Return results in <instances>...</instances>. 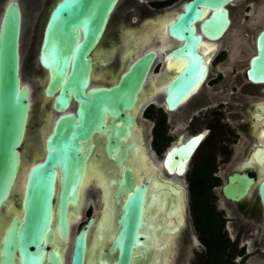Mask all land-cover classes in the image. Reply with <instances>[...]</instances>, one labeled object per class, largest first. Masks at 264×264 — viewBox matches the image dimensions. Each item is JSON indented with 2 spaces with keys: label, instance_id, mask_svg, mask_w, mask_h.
<instances>
[{
  "label": "flooded vegetation",
  "instance_id": "flooded-vegetation-1",
  "mask_svg": "<svg viewBox=\"0 0 264 264\" xmlns=\"http://www.w3.org/2000/svg\"><path fill=\"white\" fill-rule=\"evenodd\" d=\"M184 1L117 0L104 33L89 54L92 60L90 80L97 85L117 76L135 52L149 48H153L156 52L143 86L145 93L152 91L151 95L147 92L148 98L146 97L145 102L143 101L136 109V119H132V124L127 126V134L118 139L121 144H124L122 148L125 151L124 155H119L118 147H115L112 152L107 151V130L92 132L84 142L81 141L84 144L83 148L88 147L90 143L97 145L96 151L91 147L87 153L88 156L83 158L84 166L88 161L92 165L93 157H100L104 163V165L100 163L99 168L90 165V168H94L91 169L93 170L90 171L91 173L89 172L90 175L87 169H83L80 174V191L75 200L72 202L69 197L65 200V217L70 232L78 225L76 232L84 226L88 218H91L85 233L82 264H100V262L111 264L116 257V248L114 252H110L107 246L112 234L115 233L116 211L120 198H123L126 193L120 190L123 188L120 181L125 173L132 182V186L143 184L141 228L145 235L143 248L131 249L128 264H207L205 262L206 245L193 221L191 190L194 189L205 192L204 200L212 206L214 211H217V217L221 222L220 228L231 243V246L223 249V259L226 258V250L229 247L233 248L239 239L243 241L239 247L242 250L246 239L250 238L254 241L255 237L252 238L251 231L254 225L250 223L256 224L264 233L261 207L257 199L253 211L249 196L237 201L222 196L228 204L232 205L237 213L236 220L240 222L233 238L229 237L224 225V220H228L226 219L228 217L224 215V207L217 208L214 201L207 199L215 188L221 194V186L227 181L229 174L234 171H245L248 175L255 177L264 161L261 158L259 162L256 158L261 153L256 149L261 148L264 141L261 138V136L264 137V132L262 134L264 88L248 85L245 79L247 65L243 72H240L244 58L251 52L247 37L253 26L257 24L260 12L253 11L254 8H243L242 16L235 19L233 27H230L229 12L230 23L226 30L228 32L217 39L218 41L208 40L209 48H213L208 54V59L201 49V43L198 45V51L207 67L201 83L190 90L172 109H168L163 99L164 86L184 63L181 57L164 56L179 43L168 37L165 25L181 10ZM51 2L52 0L41 2L29 0L27 3L28 8L32 7L33 10L40 3V10L36 12V17L31 22L32 29L35 30L34 37L39 18ZM250 14L254 15V18L249 19ZM169 16L172 17L165 18ZM156 33L160 35L156 36ZM142 37H148L147 41L142 43ZM252 49H254L253 45ZM230 78L237 79L236 82L240 79L243 81L237 85L238 87L232 88L227 83ZM39 91L34 97L32 96L35 112L33 116L31 115L30 124L36 130L39 126L38 122L43 121L41 112L51 107V103L42 105L38 102ZM71 101L72 110L76 101L73 99ZM138 129H142L143 133ZM197 133L201 134L199 140L185 161L183 170L178 173L175 164L169 163L168 160L163 161L164 153ZM26 140L25 144L19 148L23 162L20 163V169L27 168L44 154L43 149L39 150L38 136H27ZM33 150L41 152L38 154ZM244 160H250L251 166L241 167ZM84 177H87V180H84ZM19 180L17 174L13 187V199H9L8 204H11L17 196ZM59 186L60 178L56 170L52 200V229L54 230H56L57 222L55 204L58 201ZM181 203L185 204L181 205ZM10 208L12 211L13 207L10 205H7V208L5 205L0 206V214H2L0 217L4 221L1 226L3 229L7 221L5 214L10 211ZM236 254L233 252L231 260ZM0 264H2L1 260Z\"/></svg>",
  "mask_w": 264,
  "mask_h": 264
},
{
  "label": "water",
  "instance_id": "water-1",
  "mask_svg": "<svg viewBox=\"0 0 264 264\" xmlns=\"http://www.w3.org/2000/svg\"><path fill=\"white\" fill-rule=\"evenodd\" d=\"M116 1L52 0L42 13L41 19L44 18L36 32V69L37 79L45 78L42 93L52 97L49 107L52 120L43 137V156L20 169L19 148L27 141L33 111L31 86L22 78L19 55L22 7L20 0H0V206L7 198L13 199L15 178L21 174L13 209L7 213L0 237L2 264H82L85 233L91 218L70 237L65 217V200L75 196L79 166L89 149L83 148L81 141L92 132L107 130V151L112 152L115 147L119 150L118 139L127 134V126L136 119L141 92L156 56L153 48L139 50L117 76L105 83H91L89 54L104 33ZM234 1L239 0H185L181 10L166 23L168 37L179 43L164 56L181 57L184 63L164 86L163 99L168 109L201 83L207 67L198 45L203 39L217 40L223 36L230 23L228 6ZM262 13L253 40L254 50L248 55L245 79L249 86L264 88ZM39 67L45 69L44 75ZM72 99L76 103L71 110ZM200 135H191L166 150L163 161L175 164L180 173ZM256 150L261 152L256 156L260 162L264 159V141ZM240 166H251V162L244 160ZM56 170L60 186L54 230L52 200ZM120 182L123 184L120 190L126 193L120 198L115 233L107 246L110 252L117 250L111 264H128L131 249L143 248L145 238L141 228L143 184L132 186L126 173ZM254 188L264 225V164L255 177L245 171L232 172L220 192L237 201L250 196Z\"/></svg>",
  "mask_w": 264,
  "mask_h": 264
},
{
  "label": "rangeland",
  "instance_id": "rangeland-1",
  "mask_svg": "<svg viewBox=\"0 0 264 264\" xmlns=\"http://www.w3.org/2000/svg\"><path fill=\"white\" fill-rule=\"evenodd\" d=\"M29 0H20L21 2V11H22V16H21V26H20V37H19V55L21 58V72H22V78L26 81H28V83L30 84V89H31V97L36 94L37 91L38 92V96H39V103H41V94H42V85L45 82V78L44 76L41 77L39 80L37 79V69H36V48H37V44H38V33L35 35L34 37V32L35 30L32 29L31 26V22L32 20L35 19L36 17V12H38L40 9V3L37 5V7L33 10L32 7L27 6ZM39 2H41L42 0H38ZM23 3V4H22ZM51 4V3H50ZM49 4V5H50ZM48 7V6H47ZM245 7H249V8H254L253 11L256 12H260V16H259V20L257 22V24L255 26H253V29H251V33L249 34V36L247 37L248 39V43L249 46L251 48V52L254 50L252 49V45L254 47L253 44V40H254V36L255 33L257 32V30L259 29L260 25H261V21L263 19V13L261 14V11L264 12V0H239V1H234L232 2L229 6V12L231 15V24L230 27L234 26V22H236L235 19H237L238 16H242L243 14V8ZM46 11V10H45ZM44 13V12H43ZM249 19L251 17H253L254 15H248ZM39 17V15H38ZM172 16L169 17H165V18H171ZM44 18V17H43ZM41 17L39 18V24L37 26L36 31L38 32L40 30V24H42V20ZM161 18V17H160ZM254 18V17H253ZM41 21V22H40ZM229 27V28H230ZM252 28V27H251ZM228 30V29H227ZM147 31V30H144ZM143 31V32H144ZM228 31L225 32V34ZM224 34V35H225ZM137 36L140 34H136ZM137 36H135V38L137 39ZM153 37V36H152ZM134 38V39H135ZM150 41V40H149ZM150 44V43H149ZM250 53H248L249 55ZM247 57L244 58V63L241 65L240 67V72H243L244 67L247 65ZM44 75V74H42ZM228 82V86L234 88V86L238 87L237 85H239V83L241 81H243V79H240L239 82H236L237 79L234 78H230L227 80ZM238 90V89H237ZM42 113V112H41ZM141 117L138 115V119H140ZM46 127L44 129H42V135L44 136L46 130L48 129L50 122L44 121ZM39 128V126L37 127ZM89 149L85 152V155L83 158L86 157V155L88 156V151L91 149V147H93V150H97V145L90 143L88 144ZM124 147V144H121L119 142V155L122 156L124 155L125 151L122 149ZM22 162V161H21ZM23 163V162H22ZM100 163H102V160L100 157L98 158H94L92 159V165L97 166V168H99L98 166H100ZM91 163L88 161L87 165L84 166V162L83 160L80 163L79 166V178L78 181L75 184V196L73 198H71L72 202L75 200L77 193L80 191V174L82 173L83 169L88 171L91 170L90 165H88ZM22 165V164H21ZM91 165V166H92ZM102 165H104V163H102ZM88 167V168H87ZM223 180V176L221 181ZM208 200H210L211 202H215V206L217 208L224 207L223 211H224V215H226L228 218V220H224V225L227 229V233L229 235L230 238L234 237V233L237 231L236 229L238 228V226L240 225V222L237 221V213L235 210H233V207L231 204H228L225 200L224 197H222V195L219 193V191L215 188L213 190V192L211 194L208 195L207 197ZM248 199H250V201H252V208L253 211L255 209V204H256V191L255 188L252 190L251 195L248 197ZM9 202V198H7L6 200L2 201L1 205H5L7 208V205ZM255 203V204H254ZM106 215V212H105ZM0 216H2V214H0ZM106 218V217H105ZM105 220V219H104ZM3 223V218L0 217V224ZM254 226H252V232H253V237H255V239H253L254 241H251L250 238L245 240V243L243 244V250L241 248H239L241 245V243L243 242L242 240L239 239V241L237 242V244H234L233 246V252L235 253H239L238 255H234L233 260L235 262V264H241L243 262H260V263H264V233L262 232V230L254 223H250ZM2 225H0L1 228ZM78 225L76 227H74L72 229V231L70 232V235H73V233L75 232V230L77 229ZM239 229L241 230V228L239 227ZM262 233V234H261ZM71 237V236H70Z\"/></svg>",
  "mask_w": 264,
  "mask_h": 264
},
{
  "label": "trees",
  "instance_id": "trees-1",
  "mask_svg": "<svg viewBox=\"0 0 264 264\" xmlns=\"http://www.w3.org/2000/svg\"><path fill=\"white\" fill-rule=\"evenodd\" d=\"M204 191L200 189L191 190L193 221L199 230L206 245L205 262L207 264H235L231 257L233 248L226 251V258H222V251L231 246L220 228V218L217 211L204 200ZM230 258V259H229Z\"/></svg>",
  "mask_w": 264,
  "mask_h": 264
},
{
  "label": "bare ground",
  "instance_id": "bare-ground-1",
  "mask_svg": "<svg viewBox=\"0 0 264 264\" xmlns=\"http://www.w3.org/2000/svg\"><path fill=\"white\" fill-rule=\"evenodd\" d=\"M166 22V21H165ZM164 22V23H165ZM147 39H148V37H142V43L143 42H145V41H147ZM216 41H218V40H216ZM149 42V41H148ZM159 43V42H158ZM208 43H210L209 41H208V39H203L202 41H201V49H202V51H203V53L205 54V56H206V58L208 59L209 57H208V54L211 52V50L213 49L212 47V49L211 48H209V44ZM99 46V45H98ZM100 47V46H99ZM142 47V46H141ZM159 48V47H158ZM95 52V51H94ZM182 64V63H181ZM40 69H41V75L42 74H45L46 72H45V69H43L42 67H39ZM96 72V71H95ZM97 73V72H96ZM95 75V74H94ZM46 76V75H45ZM99 76V75H98ZM164 86V85H163ZM163 86H162V89H163ZM199 86V85H198ZM147 92H149V91H147ZM147 92L145 93V91L144 90H142V92H141V96H140V102L142 103L143 101H144V99L147 97V95L149 94V95H151V92H149L148 94H147ZM40 94V93H39ZM38 94V95H39ZM154 97H155V95H154ZM41 103H42V105L43 104H46V105H48V104H50L51 103V100H52V97L51 96H46V95H44L43 93L41 94ZM148 98V97H147ZM38 100H39V96H38ZM39 102V101H38ZM145 102V101H144ZM41 105V106H42ZM47 109V110H46ZM34 112H35V109L33 110V112H32V116H33V114H34ZM41 112V111H40ZM40 115V114H39ZM41 116H42V119H43V121L42 122H38V124H39V128H37V130L36 129H33L31 126V124L29 125V128H28V131H27V135H28V137L29 136H38V146H39V150L40 149H43V135H42V129H44L45 127H46V125H45V123H44V121H46L47 120V122H50L51 123V116H52V111H51V109L49 108L48 109V107L47 108H45V110L42 112V114H41ZM137 121V120H136ZM138 123V122H137ZM135 127V126H134ZM136 128V127H135ZM141 128V127H140ZM137 129V128H136ZM143 129V128H142ZM141 129V130H142ZM42 130V131H41ZM140 129H138V131H139ZM140 130V132H142L143 133V131H141ZM133 131V130H132ZM263 132L264 131H262V134H263ZM141 133V134H142ZM138 135V134H137ZM96 137H98V136H96ZM132 137H133V135H132ZM136 137V136H135ZM138 137V136H137ZM261 138L264 140V137H262L261 136ZM133 139V138H132ZM143 140H144V137H143ZM136 146H138V145H136ZM34 148V147H33ZM137 149H138V147H137ZM140 150V149H139ZM33 151H35L36 153H38L36 150H33ZM26 152V151H25ZM32 152V151H31ZM34 152V153H35ZM41 152V151H40ZM39 152V153H40ZM44 152V151H43ZM38 153V154H39ZM33 154V153H32ZM138 154V153H137ZM136 155V154H135ZM36 156H38V155H36ZM138 156V155H137ZM136 156V157H137ZM39 157V156H38ZM133 157V156H132ZM36 158V157H35ZM135 159V158H134ZM261 164V163H260ZM263 164H264V161H263V163H262V166H263ZM88 165H90V164H88ZM25 168V167H24ZM88 168V167H87ZM91 169H94V168H91ZM90 171H93V170H90ZM89 171V172H90ZM86 172V171H85ZM87 173H88V171H87ZM91 173V172H90ZM90 173H89V175H90ZM93 173V172H92ZM21 174H19V179L21 178V176H20ZM86 175V174H85ZM84 175V176H85ZM88 175V174H87ZM94 175V174H93ZM142 175V174H141ZM88 177V176H87ZM87 177H84V180L87 178ZM91 177V176H90ZM89 177V178H90ZM140 179H142V178H140ZM87 180V179H86ZM143 180V179H142ZM20 181V180H19ZM90 181V180H89ZM84 182V181H83ZM86 182H88V181H86ZM19 183V182H18ZM86 184V183H85ZM151 188H152V186H151ZM172 189V188H171ZM177 191V190H176ZM168 199V198H167ZM166 199V200H167ZM181 200V199H180ZM186 200V199H185ZM182 202V201H181ZM165 203V202H164ZM163 203V204H164ZM182 204H185V203H181V205ZM10 205V207H12V202H11V204H9ZM168 206V205H167ZM178 207V206H177ZM182 207V206H181ZM183 209V208H182ZM8 210H9V206H8ZM10 211H11V208H10ZM8 212V211H7ZM165 213V212H164ZM182 213H184L183 212V210H182ZM97 214V213H96ZM5 215H7V214H5ZM180 215V214H179ZM6 217V216H5ZM4 217V218H5ZM183 217V216H182ZM7 219V218H6ZM5 219V220H6ZM4 222V221H3ZM183 222V221H182ZM5 224V223H4ZM0 225H3V223L2 224H0ZM180 227V226H179ZM2 229V232H3V228H1ZM178 231V230H177ZM1 232V233H2ZM0 233V234H1ZM176 233V232H175ZM171 235V234H170ZM70 236H72V235H70ZM168 237V236H167ZM170 238H171V236H170ZM172 240V239H171ZM168 242V241H167ZM70 245H69V243H68V245H67V252L69 253V251H70V247H69ZM172 248H174V247H172ZM166 251V250H165ZM166 253V252H165Z\"/></svg>",
  "mask_w": 264,
  "mask_h": 264
}]
</instances>
